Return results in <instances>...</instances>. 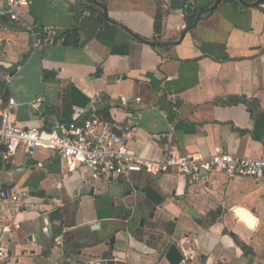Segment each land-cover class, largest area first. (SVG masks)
I'll return each mask as SVG.
<instances>
[{"label":"crops","instance_id":"1","mask_svg":"<svg viewBox=\"0 0 264 264\" xmlns=\"http://www.w3.org/2000/svg\"><path fill=\"white\" fill-rule=\"evenodd\" d=\"M259 1L160 0L158 33V0H32L15 21L0 0V62L11 76L9 84L0 79L8 90L0 85V95L17 100L12 118L27 128L55 129L106 109L120 122L136 116L128 144L142 158L163 160L173 147L261 157ZM188 6L196 11L191 26ZM75 25L78 47L58 38ZM48 33L57 41L35 46ZM0 184L26 193L19 208L0 201L7 250L0 264H171L172 245L181 264H264V181L249 176L170 171L108 179L88 167L71 170L60 155L31 157L20 148L0 164Z\"/></svg>","mask_w":264,"mask_h":264},{"label":"built area","instance_id":"2","mask_svg":"<svg viewBox=\"0 0 264 264\" xmlns=\"http://www.w3.org/2000/svg\"><path fill=\"white\" fill-rule=\"evenodd\" d=\"M32 0H8L7 12L12 20H18L19 9ZM36 36V35H35ZM64 41V38H60ZM52 33L34 38L35 46L42 47L56 42ZM0 79L10 83L11 76L1 69ZM1 92V88H0ZM44 101L38 97L34 106L40 107ZM18 106L13 96L0 95V164L12 161L20 148L29 156L39 150L57 154L64 158L71 170L88 167L97 177H128L132 173L146 172L154 176L176 171L198 177L201 173H223L229 177L249 176L264 181V155L257 158L239 157L227 151L218 150L211 156L185 154L177 148L166 151L163 160L142 158L133 153L128 144L129 137L136 132L140 121L130 116L125 122L108 119L93 114L82 122H72L59 128L23 127L12 118ZM25 192L8 190L0 184V201L14 202L21 206ZM7 250L0 247V256Z\"/></svg>","mask_w":264,"mask_h":264},{"label":"trees","instance_id":"3","mask_svg":"<svg viewBox=\"0 0 264 264\" xmlns=\"http://www.w3.org/2000/svg\"><path fill=\"white\" fill-rule=\"evenodd\" d=\"M88 3H93V0H87ZM158 12L155 18V30L156 32H160L162 29V25H163V18L165 15V11L162 8V4L160 2V0H158ZM86 9V8H85ZM85 9H83L85 11ZM82 11V12H84ZM195 13L196 11H194L190 6H188L186 8V21H187V25L191 26L194 21H195ZM98 14L100 15V18L103 19V15L100 13V10H98ZM60 37L58 38H64V43L67 45H70L72 47H78L80 45V38H81V32L78 28L77 25H75L73 28L66 30L64 32H61L59 34ZM1 88L4 90V92L8 93L7 87L5 86L4 83L0 82ZM98 113H100L101 111L98 110ZM103 114V112H102ZM104 118H109V114L108 111L106 109V111H104V114L102 115Z\"/></svg>","mask_w":264,"mask_h":264},{"label":"water","instance_id":"4","mask_svg":"<svg viewBox=\"0 0 264 264\" xmlns=\"http://www.w3.org/2000/svg\"><path fill=\"white\" fill-rule=\"evenodd\" d=\"M259 2H264V0H260ZM103 15L105 16V18L108 19L107 10L104 6H103ZM7 65H8L7 63L0 62L1 69L7 67ZM167 258L169 259L171 264H181L183 260V255L175 245H172V247L170 248L167 254Z\"/></svg>","mask_w":264,"mask_h":264}]
</instances>
